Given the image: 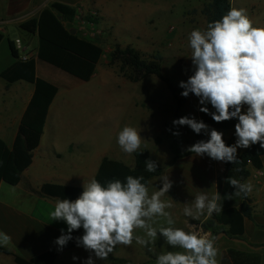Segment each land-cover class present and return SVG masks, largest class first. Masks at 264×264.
I'll return each instance as SVG.
<instances>
[{
  "label": "rangeland",
  "instance_id": "374dc122",
  "mask_svg": "<svg viewBox=\"0 0 264 264\" xmlns=\"http://www.w3.org/2000/svg\"><path fill=\"white\" fill-rule=\"evenodd\" d=\"M209 1L103 0L102 4L105 9L113 11L109 15L96 9L97 0L91 2L82 0L73 6L76 9V18L72 23L64 21L65 26L69 29L79 30L78 34L81 37L97 43L103 49L104 54L96 75L89 82L80 81L46 64H38L39 74L55 82L61 87L62 93L64 92L51 109V117L55 120L58 118V126L55 130L57 133L53 134L56 136L48 132L49 129H45L43 146L50 145L53 140L61 149L70 144H85L91 148L88 153L97 162L93 169L96 172L102 156L127 158V154L123 151L119 156L114 155L113 151L121 149L117 143L118 133L125 125H130L140 131L143 138L141 148L149 150L159 161L163 169L162 175L178 176L180 172L191 171V165L179 167L174 164V155L170 146L175 144L180 152H186L190 146L196 143L194 131L186 125H173V120L181 117L200 120L198 109L200 98L191 92L188 97L182 96L181 93L184 89L179 85L181 81L186 82L194 73V66L190 58L191 49L188 47L187 38L193 29L206 28L207 19L203 14V9ZM232 7L246 9L254 26L264 27V0H233ZM11 27H7L9 36H6L9 38L6 39L20 37L18 31L14 29L11 31ZM81 27L84 29L80 30ZM116 44L123 48L132 46L148 60L158 54L161 55L166 78L178 89L179 98H186L184 107L178 111L174 96L167 85L156 76H149L139 83H132L120 73L119 64L110 66L109 55ZM4 45L8 49L6 42ZM4 54L0 49V59ZM44 67L48 69L45 72H43ZM212 129L214 128L207 127V130L201 131V133L205 137H210ZM215 130L222 132L223 135L230 134L226 130ZM176 131H179V136L173 135V132ZM241 149L238 148L237 153ZM131 161L134 162L133 155ZM187 162L185 161V163ZM55 174L58 173L45 166L43 171L38 173V182L43 183L42 179L53 177ZM158 178L151 181L150 192L159 189L158 183L162 181ZM171 181L170 191L179 185L178 180ZM200 189L209 197L215 193L216 188L211 176L207 180H202ZM170 191L168 193H172ZM167 199L173 201L174 206L168 211L175 220V227L191 231L192 227L189 223H196L194 225L196 229H202L210 238H216L215 243H218L220 249L235 247L245 251L250 250L249 247L228 239L226 235L219 238L218 236L222 232L221 227L216 228L217 235L206 231L200 222L206 221L209 217L201 216L199 220L192 218L188 220L189 217L183 215V208L186 203L190 204L192 200L187 199L185 202H180L178 196ZM0 202L29 214L32 213L35 206V201L28 196L23 184L10 186L3 183L0 187ZM158 223L164 222L161 220ZM140 235H143L142 231ZM133 246L134 248H126L123 245H118L113 253L119 252L122 255L132 252L135 255L136 252L137 263H140L145 257L143 252L145 251L151 258V263H147L155 264V254L149 251L150 246L143 247L144 250L140 246ZM154 246L157 253L164 250H176L166 244L164 237L159 233ZM5 247L22 254L21 250L13 248L11 242ZM80 250H84V248L77 247L74 251H61L74 257ZM259 252H264V249ZM217 259L219 261L218 257ZM3 262L15 264L13 258L0 255V264Z\"/></svg>",
  "mask_w": 264,
  "mask_h": 264
},
{
  "label": "clouds",
  "instance_id": "9594fccd",
  "mask_svg": "<svg viewBox=\"0 0 264 264\" xmlns=\"http://www.w3.org/2000/svg\"><path fill=\"white\" fill-rule=\"evenodd\" d=\"M187 39L194 73L186 82H180L184 89L181 95L187 97L191 92L200 98L202 105L210 103L215 109L211 117L217 123L238 120L234 145H226L223 133L212 129L210 139L196 142L187 151L236 163L238 148L257 143L264 147V27L254 26L246 9L232 7L205 29H193ZM200 111L209 113L207 107ZM173 125H186L197 134L208 127L189 117L173 120ZM173 135L180 133L176 131ZM117 143L124 153L131 155L140 151L143 138L135 127L125 125L117 135ZM157 167V161H145L147 172H156ZM158 179L162 187L150 192L142 175H128L124 182L113 179L106 184L92 178L83 184V191L75 200L57 198L49 216L51 221L66 223L67 233L61 230L55 243L62 249L73 239L71 233L82 228L83 235L76 238L77 246L94 254L96 259L107 260L118 245L131 246L135 241L143 247L150 246L155 264H219L215 237L210 238L195 226L191 231L174 226L175 220L168 211L173 208V201L163 199L172 188V181L168 175ZM226 183L236 191L226 194L224 199L248 196L253 190L250 181L242 182L235 177L226 178ZM221 198L218 192L209 197L201 191L190 204H185L183 215L199 220L205 213L208 217L220 213ZM161 220L164 223H158ZM137 230L143 235H137ZM158 233L176 250L157 253L154 245ZM10 241L11 237L0 231V246H7ZM84 264H95L93 256L89 255Z\"/></svg>",
  "mask_w": 264,
  "mask_h": 264
},
{
  "label": "trees",
  "instance_id": "16d2710c",
  "mask_svg": "<svg viewBox=\"0 0 264 264\" xmlns=\"http://www.w3.org/2000/svg\"><path fill=\"white\" fill-rule=\"evenodd\" d=\"M233 0H210L203 9L207 24L220 20L230 8ZM76 18V9L67 4L54 2L50 7L45 8L38 17L31 18L20 25L21 30L29 35H38L39 48L36 58L28 61L19 60V51L14 42L4 39L0 34V44L6 42L8 49L17 61L8 69L0 73V77L8 83L25 81L35 85V93L30 105L22 119L18 135L12 149L0 139V183L10 186H18L23 173L33 163L34 151L39 147L44 134L47 117L51 105L57 94L58 87L53 83L37 76V65L46 64L83 82H89L96 73L97 66L101 61L104 51L94 41L81 37L78 33L72 35L63 21L72 23ZM119 64L120 73L132 83H139L149 76H156L162 80L177 101L178 111L184 107L186 98L180 99L178 89L166 78L163 67V57L156 55L150 60L145 59L142 54L132 46L121 47L116 44L109 55V65ZM188 97V96H187ZM207 107L209 113L200 111ZM200 120L208 127L230 131L238 123L236 118L224 122H215L211 114L215 109L210 103H199ZM196 142L204 140L202 133H195ZM173 153V161L185 158L195 153L189 151L180 152L175 144L170 146ZM135 164L129 166L120 160L104 157L99 166L95 178L101 183L120 179L122 182L128 175L134 177L144 176L145 182L150 183L154 178L162 175L163 169L159 161L147 149L133 153ZM264 147L259 143L248 147L243 153L237 156V162H225V173L218 178V193L221 195L219 203L222 205L220 213H213L201 226L217 235L216 228L221 227L228 239L243 238L245 235V221L253 220L254 210L249 202V196L233 195L232 199H224L226 194H232L236 189L226 183V178L235 177L241 181L247 179L251 173L250 168L255 170L263 169L262 158ZM152 159L157 161L156 172L149 173L145 170V161ZM83 189L76 186H64L55 183H44L37 193L43 197L75 200ZM73 239L62 249L54 248L47 250L32 258H25L12 249L0 246V255L13 258L15 264H55L59 250H71L78 247L76 238L83 235V229L71 233ZM253 245V244H252ZM258 247L259 245H254ZM111 261H121L109 255ZM221 264H264V252L253 250H241L229 247L223 251Z\"/></svg>",
  "mask_w": 264,
  "mask_h": 264
},
{
  "label": "crops",
  "instance_id": "0c3cea01",
  "mask_svg": "<svg viewBox=\"0 0 264 264\" xmlns=\"http://www.w3.org/2000/svg\"><path fill=\"white\" fill-rule=\"evenodd\" d=\"M80 1L82 0H0V34L3 35L4 39L9 38L6 36L9 34V29H7V27L12 26L11 31L14 29L18 31V35H20V37L18 36L15 39H11L15 45L16 41L20 40L21 49H18L16 45V48L19 51V60H21V58L25 55H28L31 58H36L39 48V37L38 35H29L24 33L21 30L20 25L31 18L38 17L45 8L50 7V5L54 2H60L73 7ZM85 1L91 2L92 0ZM102 2L103 0H97V3L95 4L96 9L108 15L110 12H113L105 9ZM0 49H7L4 45V42L0 44ZM4 53L5 54L0 59V73L8 69L17 61L10 51H5ZM99 65L100 62L97 66L96 72ZM46 68L47 67L43 68V72L48 70ZM38 69L39 67L37 65V76L56 85L59 91L50 107L44 128V134L41 138V143L34 151L33 163L27 170L24 171L22 181L20 183L25 186L28 196L32 197V199L35 201L34 210L29 214L18 211L7 204L0 202V231L7 233L11 237L10 242L12 243L13 248L19 251L21 250V255L25 258H32L47 250L58 248V245L55 243V241L62 234L61 230H63L65 234L67 233L66 223L63 221H51L49 216L50 211L54 210L57 199L40 196L37 193L40 187L44 183H55L64 186L81 187L83 189V184L87 183L90 179L95 178L99 169L98 167L96 172L93 171L97 162L91 158L90 154L88 153L91 148L85 144H70L61 149L58 148V145L53 140L50 145L46 147L43 146L42 141L46 134L45 129H49L48 132L52 133V135L56 132L55 130L58 126V118L55 120L51 117V109L56 100L60 97V95L64 94V92L62 93L61 87L55 82L43 75H40ZM34 93L35 85L31 83L25 81L8 83L0 77V139L3 140L10 149H12L14 145L22 119L30 105ZM246 107L247 106L244 107V111H246ZM200 121L201 120H198V122ZM204 131L205 130H202V132ZM229 132V135H223V139L226 145L232 146L237 140L235 128ZM205 138L206 141L210 139L209 136H204V139ZM246 149L247 148H242L237 153V156L243 153ZM113 153L114 155L119 156L122 154V150L118 149L113 151ZM132 155L133 154H127L126 159L116 158L115 156H109V158L123 161L129 166H134L135 159L134 162L131 161ZM104 157H107V155L102 156L101 161ZM185 161L188 162L185 163ZM262 161L263 169L261 171L264 173V156ZM174 164L179 165V167L191 165V171L180 172V175L178 176L170 174V176H168L169 179L178 180L179 185L177 188H174L170 191L172 193H167L163 199L178 196L180 198V202H185L187 199L193 201L197 193L201 192L200 186L202 180H207V178L210 176L212 177L215 184V193L218 192V178L223 176L225 173V162L213 160L207 156V154L203 156L192 154L185 158L179 159L178 161L174 162ZM45 166L47 169L55 170L58 174H55L53 177H45L46 179H42L43 183H39L38 173L43 171ZM256 171L257 170L250 168L251 175L242 181H250L253 185V190L248 196L250 205L254 210L253 220L246 219L245 221V235L243 239L250 244L262 246L264 245V176L256 178ZM151 181L149 185L152 183ZM2 184L3 183H0V187ZM158 184L159 188L162 187V182ZM202 216H205L206 218L208 217L206 213ZM190 218L191 217H189L188 220ZM195 224L196 223L192 222L189 223V225L192 227V230ZM140 232L141 230H137L136 234L140 235ZM221 235L223 236L225 233L221 232ZM133 245H137V247L140 246V248L144 250L143 246L135 243V241L131 246L124 247L134 248ZM216 246L219 249L218 258L219 264H221L222 253L228 248L220 249L218 243H216ZM76 248L66 251H74ZM143 252L145 257L142 258L140 263H137L136 252L135 255L132 254V252L122 255H120L119 252L111 253V256L121 260L111 261L109 259H96L94 254L89 253L85 249L80 250L75 255V257H78V259L74 260L71 259L73 257L60 250L55 264H84V261L89 257V255L93 256L95 264L151 263L149 254L145 251ZM3 264L8 263L3 262Z\"/></svg>",
  "mask_w": 264,
  "mask_h": 264
},
{
  "label": "water",
  "instance_id": "95a60500",
  "mask_svg": "<svg viewBox=\"0 0 264 264\" xmlns=\"http://www.w3.org/2000/svg\"><path fill=\"white\" fill-rule=\"evenodd\" d=\"M70 33H71L72 35H76L77 31H76L75 29H71V30H70ZM221 236H222V235L220 234L218 237L221 238ZM231 240L234 241V242H237V243H241V244H243V245L249 247L251 250L256 251V252H258V251L264 249V245L256 247V246H254V245L248 243V242H247L246 240H244L243 238H232Z\"/></svg>",
  "mask_w": 264,
  "mask_h": 264
},
{
  "label": "built area",
  "instance_id": "2783aa9c",
  "mask_svg": "<svg viewBox=\"0 0 264 264\" xmlns=\"http://www.w3.org/2000/svg\"><path fill=\"white\" fill-rule=\"evenodd\" d=\"M84 28H80V30H83ZM77 31V33H78V31L79 30H76ZM91 35H95V34H91ZM84 38V37H83ZM90 40V39H89ZM16 45H17V48L18 49H21V44H20V40H17L16 41ZM31 59V57L30 56H28V55H25V56H23L22 58H21V60L22 61H28V60H30ZM264 176V173L261 171V170H257L256 171V173H255V177L256 178H260V177H263Z\"/></svg>",
  "mask_w": 264,
  "mask_h": 264
}]
</instances>
